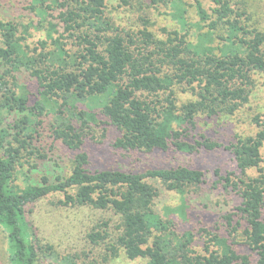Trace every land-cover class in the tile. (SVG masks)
Masks as SVG:
<instances>
[{"label":"trees","instance_id":"16d2710c","mask_svg":"<svg viewBox=\"0 0 264 264\" xmlns=\"http://www.w3.org/2000/svg\"><path fill=\"white\" fill-rule=\"evenodd\" d=\"M34 1L30 7L41 16L46 31L36 56L23 48L24 36L18 34L14 19H0V91L4 97L0 111L5 109L14 120L0 129V225L7 231L10 264H46L47 259H57L53 246L42 243L26 220L27 204L56 191L64 193L62 204L87 206L100 214L87 239L95 245L105 243L109 257L123 250L130 259L144 258L145 264H264V172L247 174L249 168L264 163V111L252 116L253 133L239 135L226 145L243 176L220 177L223 187L239 197L236 212L223 215L225 224L230 234H236L246 223L243 233L254 257L239 252L228 238L206 226L202 228L204 253L198 252L191 223L180 224L185 210L178 214L175 209L154 208L161 191L157 183L183 193L186 187L205 182L204 170L186 165L94 168L87 137L101 121L93 111L101 100L103 113L121 132L112 144L117 151L192 152L199 146H219L206 137L192 140L189 125L197 127L200 114L223 117L255 99V75L264 76L260 16L264 9L255 5L256 0H210L209 6L203 0H149L152 5L169 4L184 29L190 24L192 9L197 21L207 27L193 42L181 28L171 29L167 24L154 28L148 17L141 19L137 30H120L106 16L108 0ZM215 38L220 40L217 46L212 44ZM21 64L42 88V99L34 106L28 105L27 94L6 86L5 76L16 78ZM179 84H187L197 96L180 106L182 112L176 111L170 95L153 99L166 90L174 92ZM47 99H60V107L72 110L71 116L53 127L54 137L74 151L69 173L54 181L43 175L40 182L22 187L15 181L20 159L25 153L46 157L32 144L37 132L33 115L48 113ZM213 242L218 248H211ZM62 257L61 264H94L87 262L89 256Z\"/></svg>","mask_w":264,"mask_h":264},{"label":"rangeland","instance_id":"374dc122","mask_svg":"<svg viewBox=\"0 0 264 264\" xmlns=\"http://www.w3.org/2000/svg\"><path fill=\"white\" fill-rule=\"evenodd\" d=\"M128 1V2H126ZM206 6L210 5V0H203ZM34 0H0V19L11 20L19 25V35L24 38L20 40L23 48L29 55L36 56L39 47V41L46 38V31L42 27V18L32 9ZM256 3V4H255ZM254 4L264 9V0H256ZM106 16L120 30H137L143 17H148L154 22V28L167 24L171 29L181 28L182 32H188L189 40L198 41L199 32L207 30V27L197 21L198 17L194 11L189 8L188 28H182V25L173 17L172 9L169 4L160 3L152 5L149 0H108L106 5ZM262 20L264 21V15ZM46 24V22H43ZM137 26V28H135ZM188 30V31H186ZM198 35V37H197ZM220 42L218 38L212 42L214 46ZM3 45V38L0 33V46ZM28 62V60H26ZM2 68V67H1ZM5 68L1 70L4 71ZM2 71V72H3ZM1 72V71H0ZM256 77L255 96L253 101L237 109L234 113L221 117L216 115L208 117L199 115L197 117V127L189 125L190 137L192 140L208 138L212 142H219L220 145L208 149L204 146L197 147L192 152H183L178 150L152 152H131L124 153L114 149L113 140L120 135V131L114 126L109 118L102 111L103 101H97L93 106V111L98 115V124L88 134L90 142L89 149L92 152V164L94 168L105 166L130 167L154 166H178L186 165L189 167L200 168L205 171V182L198 186H188L183 193L174 189H168L162 183H157L160 195L154 201V208L163 212L164 210H185L186 216L181 219L180 224L191 223L190 227L196 233V245L194 247L198 252L204 253L205 233L203 226L209 228L212 232L228 238L233 242V246L239 252L250 254L254 257L253 251L246 242L243 230L246 223L243 222L236 234H230L223 215L236 212L239 205L238 195L223 187L225 181L222 177L230 175L232 178L243 176L237 166V162L230 149L226 145L236 141L237 136L253 133L255 126L251 118L257 112L264 111V76ZM2 79V78H1ZM6 86L17 89L21 94H27L30 98L28 105L34 106L41 97V87L38 79L31 75L21 64L20 70L16 72V78L10 74L5 76ZM3 92L0 91V99L3 101ZM161 100L168 95L177 105L176 111L182 112L180 106L190 100H195L197 96L192 88L187 84L176 85L174 92L166 90L160 93ZM154 97V96H150ZM107 98L104 97V105ZM62 100L47 99L45 101L46 110L43 115L34 116L36 130L32 146L37 152L46 154V157L24 154L17 167L16 184L25 186L28 183H38L43 175H47L49 180L54 181L58 175H68L70 160L74 151L66 147L61 140L54 137L53 127L57 126L63 120L71 116L72 110L65 106L58 105ZM162 104H167L166 100ZM80 107L88 108L87 104L80 103ZM224 114V113H223ZM13 117L5 109L0 111V129L14 124ZM41 120V121H39ZM74 121V120H73ZM10 128V127H9ZM13 129H10V132ZM264 155V148H263ZM217 171L219 174H217ZM264 172V163L260 167H253L247 170L250 176H256ZM69 189V192H73ZM64 198L63 192H50L35 202L26 205V220L31 228L40 237L44 244H51L54 258L45 260V263L61 264L63 255L79 254L94 264H145L144 258L130 259L123 250L119 254L109 257L105 243L98 245L91 244L87 239V232L94 219L100 216L95 209L87 206H70L61 203ZM169 207V208H167ZM175 214V213H174ZM200 214L202 216H200ZM104 216H116L112 212L105 213ZM182 218V217H181ZM235 235V236H234ZM211 248H218L216 243H211ZM80 257V261L82 258ZM82 262V261H81ZM0 264H10L7 231L0 225Z\"/></svg>","mask_w":264,"mask_h":264}]
</instances>
